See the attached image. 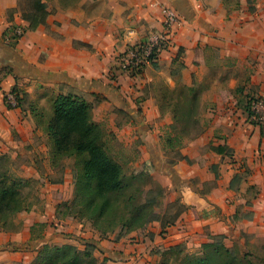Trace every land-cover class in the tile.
Returning <instances> with one entry per match:
<instances>
[{
	"label": "crops",
	"instance_id": "1",
	"mask_svg": "<svg viewBox=\"0 0 264 264\" xmlns=\"http://www.w3.org/2000/svg\"><path fill=\"white\" fill-rule=\"evenodd\" d=\"M43 1L47 22L11 44L6 39L10 28L27 23L19 0H0V155L22 178H41L42 165L47 174L53 172L46 137L28 103L9 108L4 95L17 87L32 101L44 100L36 94L53 87L56 96V87L65 85L133 116L141 123V141L151 160L168 167L157 154L160 139L149 131L166 121L157 119L161 112L153 89L160 82L201 88L200 132L185 139L167 173L175 184L188 186L181 189L187 210L164 231L160 221H153L120 241L95 234L94 256L98 264H156L155 251L207 240L208 233L224 235L226 241L244 236L258 242L264 236V125L251 122L246 105L252 96H264V0H237L233 8L226 0ZM164 7L174 8L184 22L165 30ZM161 34L170 46L155 65L136 77L113 75L120 54ZM135 107L144 117L135 116ZM48 185L62 198L53 199ZM70 185L49 182L39 203L13 220L15 228L0 229V261L31 264L38 245L46 243L79 246L72 235H85L83 224L56 217L55 205L73 197ZM37 224L44 230L34 241Z\"/></svg>",
	"mask_w": 264,
	"mask_h": 264
},
{
	"label": "trees",
	"instance_id": "2",
	"mask_svg": "<svg viewBox=\"0 0 264 264\" xmlns=\"http://www.w3.org/2000/svg\"><path fill=\"white\" fill-rule=\"evenodd\" d=\"M18 7L22 19L27 23L26 31L36 30L47 22L49 11L43 0H19ZM156 61L151 65H155ZM187 88L193 91V88ZM12 92L16 94L18 107L22 105L23 100L26 102L28 99V94L23 96L17 87H14ZM29 107L37 126L43 127L48 137L51 166L57 169L62 167L65 158H76L74 198L71 203L62 204L65 207L63 217L69 215L90 221L101 236L118 231L119 237L143 229L159 219L155 208L156 199L147 198L152 190L135 188L128 192L132 183L125 182L122 166L109 154L105 145V132L93 120L91 103L81 96L58 94L52 103V114L46 120L35 102H30ZM120 111L126 114L122 108ZM155 160L158 159L153 157L152 162ZM9 161L7 156L0 155V229L9 228L7 226L13 223L10 219L16 213L29 211L31 208L22 197L25 180L10 172L6 165ZM176 206L178 210L172 218L166 221L164 217L161 218L163 231L175 224L187 209L179 200L171 204V207ZM72 237L79 241L83 248L72 244L52 246L46 243L42 245L32 264H98L94 251L99 242L73 235ZM207 237L209 241L201 244L205 255L203 258L185 254L183 242L170 247L169 251L179 256L184 255L183 263L179 264H243L241 257L233 256L229 247L222 241L225 239L224 235L208 233Z\"/></svg>",
	"mask_w": 264,
	"mask_h": 264
},
{
	"label": "rangeland",
	"instance_id": "3",
	"mask_svg": "<svg viewBox=\"0 0 264 264\" xmlns=\"http://www.w3.org/2000/svg\"><path fill=\"white\" fill-rule=\"evenodd\" d=\"M226 1L228 8H233L237 5V0ZM56 88L60 92L59 94L81 96L86 101H88V98L91 99V101L88 102L93 106L92 117L94 122L99 124L105 132L106 148L111 157L122 166L125 174V182L132 183V187L128 192L135 188L152 190V193L147 198L152 197L156 199L155 208L158 212L157 217H159V219L157 218L154 221H160L162 217H164L165 221L172 218L178 209L177 206L171 207V204L178 200L187 207L182 201L181 189L183 186H188L184 183H179V181L175 184V182L168 177L167 173L168 168H172L173 163L180 158L179 149L182 147L185 139L193 138L200 132L199 122L201 118L200 114L202 112L201 88L197 87L193 89V91H190L186 86L180 84H176L175 87L172 88L169 85L160 82L153 89V94L156 95L157 105L161 112V117H158L157 119L159 122L166 121L165 126H161L160 129L153 126L149 131L150 134L155 133L156 137L160 139L157 146V154L161 156V161H166L168 167L163 166L161 162H159L160 159L155 160L154 163L152 162L149 152L141 141L140 135L141 132H143L141 131L142 129H140L141 123H136L133 120V116H128L122 112L120 113L114 106H109L105 100L79 95L75 90H71L65 85ZM20 90L22 91L23 96L27 93V91ZM53 90V87H46L41 92H38L36 97L41 94L43 95L44 100H40L42 98L39 97L36 101H32L30 95L27 93L28 99L26 100V103L29 105L30 102H35L39 110L43 112L45 120L52 114V103L54 98L58 95L55 96ZM143 97H145V95H139V98ZM139 106L140 105L137 104V107ZM137 107H135V110L138 111V114L135 116L144 117L143 110H139L140 108L138 109ZM167 118H170L172 123H167ZM41 131L46 137V141L44 142H47L48 145V137L43 131V127L41 128ZM75 164L76 158L68 157L64 159L62 167L54 169L52 173L47 174L45 165H42L41 170H43V176L41 178H24L25 185L22 188V197L26 204H29L31 207L35 203L38 204L41 200L39 198V193L43 191L42 189H45L49 182L52 184L69 183L74 185ZM6 165L13 175L19 176L15 171V164L9 161ZM46 189L52 193L53 199L62 198L58 192L59 190L56 191L55 189H50L49 185ZM73 198L74 194L71 200L59 202L55 206L57 218H69L75 222H81L83 224L81 229L85 235H75L76 237L89 240L93 239L95 234H98L101 239L113 238L116 241H120L125 236L124 234L119 237L118 231L101 236L100 233L94 229L92 222L79 220L75 216L65 215L63 217L65 207L62 204L65 202L71 203ZM53 202L54 201H51L52 204ZM20 213H16L10 220H15ZM7 227L15 228V225L10 223ZM33 228L32 240L35 241L41 236L44 229L41 224H37ZM216 240L218 241L219 238H216ZM251 240L250 237L245 238L244 236H240L237 241H226L225 239H222L231 250L233 256L241 257L243 264H264V236H262L258 242L253 243V240ZM207 241H209L208 237L207 240L203 241L187 240L183 242L185 254L194 255L197 258H203L205 255L201 244ZM77 243H79V241H77ZM49 245L53 246V244ZM78 247L82 248L80 247V243ZM40 249H42V245H38L35 250V257ZM155 254H157L158 257L156 264L183 263L184 255L182 254L179 256V254L170 253L169 248L165 250L159 249L155 251ZM33 260L31 261V264ZM0 262L2 264H7L6 261Z\"/></svg>",
	"mask_w": 264,
	"mask_h": 264
},
{
	"label": "built area",
	"instance_id": "4",
	"mask_svg": "<svg viewBox=\"0 0 264 264\" xmlns=\"http://www.w3.org/2000/svg\"><path fill=\"white\" fill-rule=\"evenodd\" d=\"M184 18L171 7H164L163 9V25L165 30H171L175 25L182 24ZM26 28L23 25H13L10 32H8L6 39L9 43H17L26 33ZM170 46V40L166 35L161 34L155 36L149 41L134 45L117 57L113 75L117 71L127 73L130 76H138L147 65H151L153 61L157 60L162 50ZM5 103L7 105L18 107V100L14 92L9 91L4 95ZM248 117L252 123L262 126L264 125V96H252L248 100Z\"/></svg>",
	"mask_w": 264,
	"mask_h": 264
}]
</instances>
